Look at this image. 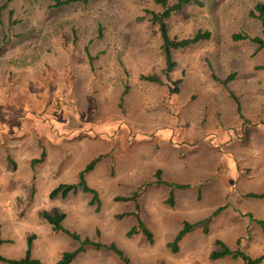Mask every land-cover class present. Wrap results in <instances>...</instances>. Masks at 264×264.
Wrapping results in <instances>:
<instances>
[{"label": "rangeland", "instance_id": "1", "mask_svg": "<svg viewBox=\"0 0 264 264\" xmlns=\"http://www.w3.org/2000/svg\"><path fill=\"white\" fill-rule=\"evenodd\" d=\"M199 2L165 21L170 38L211 35L172 51L169 79L158 26L148 14L162 9L151 0L57 8L46 0H13V26L8 10L0 13V257L23 258L32 237L30 257L44 264L80 248L71 264H125L86 240L114 245L127 264H244L210 260L219 240L264 264V225L257 223L264 220V198L248 196L264 191V50L231 38L264 39L259 21L249 17L264 0ZM147 76L159 83L142 79ZM179 80L171 94V82ZM181 123L185 139L204 140L196 145L208 180L169 189L168 209L198 220L173 252L163 237L149 243L127 236L133 212L151 217V207L113 198L128 172V183L143 167L164 165L169 176L179 174L187 141L182 150L163 140L170 131L180 137ZM82 172L96 197L80 189L50 197L60 185H78ZM165 193L153 192L159 209L166 207L159 204ZM54 211L65 214L61 227L78 239L52 231L40 216Z\"/></svg>", "mask_w": 264, "mask_h": 264}, {"label": "trees", "instance_id": "2", "mask_svg": "<svg viewBox=\"0 0 264 264\" xmlns=\"http://www.w3.org/2000/svg\"><path fill=\"white\" fill-rule=\"evenodd\" d=\"M12 1L13 0H6L3 3V5L0 6V13L3 10H8V22H9L10 26H13L17 23V20L13 18L12 9H10L8 7V5ZM46 1H50L52 3L53 7H56V8L66 6L69 4H73V3H79V2L87 3L88 2V0H46ZM151 1L154 4L160 6L162 9L161 13L148 12V14H150V16H151L150 21L153 24H156L158 26V30H159L160 38H161V42H162L161 47H162L163 55H164V59H165V68H164L163 72L167 76L166 78L169 79L168 78L169 73H172L176 67V64L173 62V59H172V51L184 49V48L193 46L199 42L207 41L210 39L211 35L207 31H198L191 38L178 40L177 38H170V36L168 34L167 25H166L165 21L171 16V14L173 12L180 11L184 6H188V5H192V4H195L199 7H201L202 4L199 2V0H177L173 4H170L168 0H151ZM249 17L258 20L259 23L261 24L262 28L264 29V4H261V3L256 4L254 6V8L249 12ZM231 38L235 42L249 41L257 47L258 51L264 50V39H262V38L249 37L245 34H234V35H232ZM142 79L145 81L151 82V83H159V79L156 76L142 77ZM232 79H233V76H231V75L228 76L226 78V80L223 82V84L224 85L228 84V82L231 81ZM171 84L176 86V88L171 89L170 93L171 94L177 93L178 92L177 86L181 84V81L180 80L174 81V82H171ZM97 160L98 159H95L90 164H88L86 166L84 172L92 170ZM84 172H82L80 175L81 181L78 185H60L50 193V197L55 198L57 196H61V197L65 198L66 196H68L71 193L76 194L79 189L82 190L83 192L93 193L94 197H96L93 190L88 188L82 180V176H83ZM157 177H158V175H157ZM142 190L143 189L134 193L129 198H117L115 200L121 201V202H127V201L136 202V199H137L138 195L142 192ZM248 196L249 197H255V198H264V191L261 194H257V195L250 194ZM216 212H214L213 214H216ZM133 215L136 219L137 224L135 227L131 228L127 232V236H135L137 234H141L144 236V238L149 243H152L153 242L152 235L145 228L144 224L140 220V218L138 216L137 209H136L135 213H133ZM40 216L45 222L48 223V225L52 228V231H54V232L62 231L63 233L71 236L73 239H78L77 235L70 233V232H67L61 227V223L65 218L64 213L54 211L52 214L41 213ZM257 223H259L260 225H264V220L257 221ZM196 226H197L196 224L192 225V224H189L186 222L184 223L182 230L177 234L173 243H171L169 245V247L171 248V250L173 252H177V250H178L177 246H178L179 241L186 234L190 233L194 229V227H196ZM31 240H32V237H29V239L27 240V251H26V255L23 258H21L19 260H7V259L0 257V261L4 262V263H8V264H44V263L40 262L39 260L33 259L30 257ZM1 244H2V241L0 240V245ZM83 244L89 245L90 247H92L95 250L105 249V250L112 251L125 264H127V261L123 257L122 253L114 245H102V244H98L95 242H90L88 240L84 241ZM214 244H215L217 250H214L210 253V255H209L210 260H219V259H223V258H231L233 260L242 261L244 264H259L262 260L261 258H258L255 260L250 259L246 254L241 252L239 249L231 250L222 241L216 240ZM81 251H82V249L80 248V249H77L73 252H65V253H63L60 260H58L54 264H71L73 262V260L80 254Z\"/></svg>", "mask_w": 264, "mask_h": 264}, {"label": "crops", "instance_id": "3", "mask_svg": "<svg viewBox=\"0 0 264 264\" xmlns=\"http://www.w3.org/2000/svg\"><path fill=\"white\" fill-rule=\"evenodd\" d=\"M181 124L182 125L179 128L182 135L180 134V137H177V134H173L171 131H168L169 133L165 135L163 140V144H169L170 148H176L179 145H182L181 147H179L182 148V150H184L185 148L183 144L187 141L186 147L189 157L187 162L180 164L179 174L177 176H169L168 171H166V166L164 165H160L156 169L143 167L139 171L137 177H133V183H128L130 176V172H128V178H122L118 183V185H121V187L117 188V190H122L123 192H120L119 194L115 195L116 197L113 198V200L117 198H129L134 193L143 189L142 192L138 195L136 202H139L140 207L142 205L148 207L150 206L152 216L146 217L145 212L144 214H142L143 212L141 213L140 208H138V214H141L139 215V218L144 224L145 228L151 233L153 241L154 239H156V237H163L164 239H167L163 242V244H165L166 246H169L171 243H173L177 234L182 230L185 222L192 225H198V223H196L198 222V220L190 221L181 214L173 213L172 209H168L169 189L174 190V187L176 186L190 187L191 185H195L197 187L198 185H203V183L208 180V177L205 178L204 176L205 162L203 160V157L197 154L198 146L196 145L204 140L185 139L183 135L184 131L186 130V126L184 123ZM179 128H176V131H178ZM210 163L212 169L214 167L213 161H210ZM158 190L166 192L160 199L161 203H159L163 206H166L164 209H159L157 207V203H155L154 201L153 192H156ZM172 196H174L173 192ZM127 202L117 201V203ZM134 222L135 224L130 226V229L136 226V219H134ZM189 234L190 233L186 234L179 241L177 246L178 250L180 248V244H184L185 238ZM135 237L144 236L141 234H137L135 235Z\"/></svg>", "mask_w": 264, "mask_h": 264}]
</instances>
